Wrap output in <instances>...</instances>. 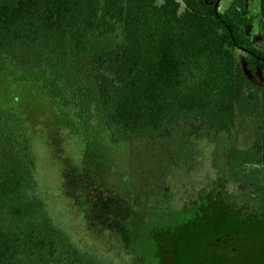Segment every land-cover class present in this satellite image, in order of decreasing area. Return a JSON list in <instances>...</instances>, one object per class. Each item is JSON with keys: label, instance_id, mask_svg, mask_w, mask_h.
I'll return each mask as SVG.
<instances>
[{"label": "trees", "instance_id": "16d2710c", "mask_svg": "<svg viewBox=\"0 0 264 264\" xmlns=\"http://www.w3.org/2000/svg\"><path fill=\"white\" fill-rule=\"evenodd\" d=\"M221 1L0 0V264H157L160 254L161 264H205L206 243L186 250L200 258L179 247L188 227L152 231L146 262L132 236L156 185H108L106 151L123 146H162L155 166L165 172L173 162L191 168L212 147L225 185L242 178L264 209V88L246 74L264 51L249 37V0L224 13ZM73 154L77 164L65 158ZM45 172L100 246L55 220ZM224 189L215 183L210 195ZM168 215L170 225L192 224Z\"/></svg>", "mask_w": 264, "mask_h": 264}, {"label": "rangeland", "instance_id": "374dc122", "mask_svg": "<svg viewBox=\"0 0 264 264\" xmlns=\"http://www.w3.org/2000/svg\"><path fill=\"white\" fill-rule=\"evenodd\" d=\"M181 1V0H179ZM233 3V0H222L220 3V12L224 13ZM161 4V2H159ZM247 8L250 11L251 16L253 17V25L256 27L260 24V16H261V2L259 0H249L247 3ZM263 30L259 32V40L260 42L264 41V23H262ZM251 33L253 34V29L249 28V35L251 37ZM260 46V45H259ZM246 74L250 79L252 76L250 72L246 69ZM260 82L263 84L262 77H259ZM244 131H240L239 133H243ZM205 155L208 158V161L204 167L200 169H196L194 173L191 174V178L189 182L178 184L177 187L172 185L174 178L184 175V172L180 171L178 168L173 167V169H168L169 171V179L165 178L163 173H159L160 167L159 161L155 166V161L159 158V155L163 152L162 146L157 147H119L111 151H106L107 156L110 159V175L111 179L108 177L107 183L108 185L115 184L119 189V191L127 190L130 185L132 187L139 188L141 190H145V186L156 185L158 181L165 180L169 181L167 184L173 186L175 188H185L184 194L186 196L180 197L181 199H185L188 197V193L194 192L195 194L203 192L204 187L206 189L208 186L212 185L213 182L216 184H224L225 189L223 190V205L225 206L222 210L225 214H228V208L232 211L231 215H234V219L236 217L240 218L236 221L237 226L240 227V230L243 231V236H239L238 234L229 237L228 243L224 247H219L221 250L219 252H223L225 257H228L226 253V249L229 253H233L232 255L238 256L241 260L242 264H264V209L260 208V202L258 199H253L250 193L245 190L243 185H235V184H226V180L221 179L219 168L222 166L220 160H218V156L214 154L213 148L209 146H205ZM207 150V153H206ZM217 158L214 160V157ZM67 160L73 159L78 160L76 154L73 156H66ZM183 168V166H182ZM185 171V168L183 169ZM194 170V169H193ZM189 172V171H187ZM52 173V172H51ZM50 172L43 173V184L45 187V194L50 199L51 211L55 220L62 224L65 229L70 231V233L82 244L93 247V245L100 246V244L96 243L94 239H92L88 235V231L91 228L89 221L83 219L81 213L76 209V207H71V203L63 198L61 191H59V179L57 176ZM178 173V175H177ZM48 174V175H47ZM180 174V175H179ZM155 176V177H153ZM204 177L206 179H204ZM142 178L144 181L141 182ZM189 183V184H188ZM156 187L153 189L155 191ZM64 191V192H63ZM64 193V197H67L66 191L62 189ZM178 195V194H176ZM239 197L240 199L237 201L238 204H235L233 201L234 198ZM246 199V200H245ZM244 200L243 204L241 201ZM181 201L177 205L181 206ZM243 206H245L243 210ZM236 208L242 209L240 211L241 214L238 216L236 212ZM234 212V213H233ZM229 215V214H228ZM136 228H141L140 219L137 220ZM200 224V223H198ZM201 225V224H200ZM182 226V225H181ZM251 226L257 233L251 230H245L243 227ZM140 231V229H139ZM235 231V230H233ZM236 232V231H235ZM104 234V233H103ZM140 232L134 231L132 240L135 246H140L141 242ZM235 236H237L235 238ZM235 244H231V242ZM123 241L114 240V250L116 251V255L121 259H127L125 256L127 253V249L125 246H122ZM254 244V245H253ZM123 248H122V247ZM254 246V247H253ZM233 248V250H232ZM142 257V256H141Z\"/></svg>", "mask_w": 264, "mask_h": 264}, {"label": "flooded vegetation", "instance_id": "af4514ba", "mask_svg": "<svg viewBox=\"0 0 264 264\" xmlns=\"http://www.w3.org/2000/svg\"><path fill=\"white\" fill-rule=\"evenodd\" d=\"M262 3L264 0H259ZM260 24H258L256 27H254L253 24H251L250 28L253 29V34L251 33V41L253 42L254 47L257 50L264 51V41L260 42L259 40V32L263 30L262 23H264V17L261 15L260 16ZM260 45V46H259ZM254 56V62H256V67L254 70L252 69L251 71L247 68L246 64V69L250 72V75L252 76V79L250 81L252 82L253 85H255L258 89L259 88H264V81L263 84L260 82L259 77H262L264 80V68H261L260 64H264V57L259 56L257 54H252ZM178 157V154H175ZM204 160L201 162H192L191 163V168L185 167V164L182 162H173L172 166L178 168L180 171L184 172V175L181 174V176L174 178L172 185H175L177 187L178 184L184 183L186 181L189 182L191 178V174L195 172L196 169H200L201 167H204L207 163L206 161V155L203 157ZM183 165L179 166V165ZM190 164V163H187ZM185 168V171L183 170ZM173 169V167H172ZM194 169V170H193ZM189 171V172H187ZM159 173L164 175L165 178H170L169 172H165L162 168V166L159 169ZM178 175V173H177ZM180 175V174H179ZM204 179H206L204 177ZM221 179L226 180V177H221ZM227 181V180H226ZM169 181H163L160 180L157 183L156 189L154 193L144 195L142 196V199L144 198L145 204L144 206L142 205V210L140 213V222H141V242L142 244L139 246L141 250L142 256L146 257L147 250L150 249V240L152 237L150 236V233L152 231L156 232L157 235L161 236L164 234V232L167 231L169 227H178L180 229L188 227L192 229L193 236H188V231L187 234L185 235L186 237H179L177 240H180L179 242V247L183 250V253L185 254H192L194 257L197 255L195 253H189L186 252V250H189L192 243L196 242H203L206 243V259L203 257L198 258L202 259L205 264H242L241 260L238 258V256L232 255L233 253H229L228 250L226 249V253L228 254L227 259L228 260H223L219 257V254L224 255L223 252H219L218 250H221L219 247H224L228 243V238L232 237L235 233L238 234L239 236H243V231L240 230V227L242 226H237L236 221L240 218L236 217L234 219V215H231L232 211L228 209L229 215L225 214L223 212V208L225 207L223 205V193L219 194H213L210 195V188L212 185L215 183L213 182L212 185L208 186L206 189V186L203 189V192L195 194L194 192L188 193V197L185 199H181L180 197L186 196L184 194V190L188 189L186 186L185 188H175L173 189V186H170L167 184ZM242 178H236V179H231L228 181L230 184H235V185H243L242 183ZM189 184V183H188ZM178 194V195H176ZM179 199L181 201L180 204L181 206L177 205L179 202ZM240 198L236 197L234 198L235 204H238V200ZM154 200L155 202V217L151 218V212L152 209H149L153 207L150 203ZM242 202V201H241ZM144 203V202H143ZM219 205L222 206L223 208H219ZM147 207V208H145ZM240 211L242 209L236 208L234 212L238 216L241 214ZM175 212V214H184L191 216L192 219V224L190 226H181L179 223L175 222L173 225H170V216L168 214H171ZM231 212V213H230ZM233 212V213H234ZM198 218V219H197ZM197 219V221H196ZM200 223V224H198ZM245 230H251L255 233H257L251 226H246L243 227ZM235 230V231H233ZM243 232V233H242ZM237 236H235L236 238ZM231 244H235L233 241ZM254 245V244H253ZM254 247V246H253ZM233 250V248H232ZM179 253V252H178ZM206 261H205V260ZM163 260L162 254L159 255V257L156 259L157 264H161ZM148 260L146 259V262Z\"/></svg>", "mask_w": 264, "mask_h": 264}, {"label": "water", "instance_id": "95a60500", "mask_svg": "<svg viewBox=\"0 0 264 264\" xmlns=\"http://www.w3.org/2000/svg\"><path fill=\"white\" fill-rule=\"evenodd\" d=\"M218 5H219V2L216 4V8H218ZM199 250H200V251H203V253L206 252V246H205V247H200ZM219 257H220L221 259H223V260H228L225 256H223V255H221V254H219Z\"/></svg>", "mask_w": 264, "mask_h": 264}]
</instances>
